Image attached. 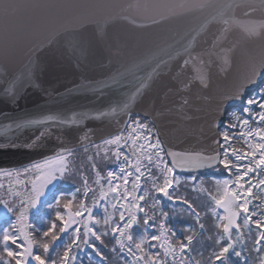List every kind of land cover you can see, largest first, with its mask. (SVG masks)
I'll return each instance as SVG.
<instances>
[{"label":"water","instance_id":"95a60500","mask_svg":"<svg viewBox=\"0 0 264 264\" xmlns=\"http://www.w3.org/2000/svg\"><path fill=\"white\" fill-rule=\"evenodd\" d=\"M3 3L16 7L7 19L0 11V144L18 146L0 148V169L23 168L61 147L79 150L101 143L125 131L134 116L151 121L165 152L212 154L226 115L264 84L262 76L218 112L221 96L233 90L252 60L264 57V35L250 38L237 24L223 21H264L261 0ZM205 4L211 7H201ZM248 5L256 11L245 16ZM48 116L59 119L16 127ZM73 117L76 123L59 122ZM41 131L39 146L24 147ZM85 132L89 140L81 141ZM218 166L175 170L194 174Z\"/></svg>","mask_w":264,"mask_h":264},{"label":"snow or ice","instance_id":"6c2138e0","mask_svg":"<svg viewBox=\"0 0 264 264\" xmlns=\"http://www.w3.org/2000/svg\"><path fill=\"white\" fill-rule=\"evenodd\" d=\"M261 5L264 6V0H261ZM15 7L16 5L11 3H3L0 5V11L7 19ZM201 7H211V5L205 4ZM255 11V7L248 5V11L244 15L250 16ZM223 23L226 26L230 23L237 24L250 38L264 35V21L249 19L241 22L235 19H225ZM188 62L185 60V65ZM230 63V59L225 57L224 65L230 66ZM221 70L223 71L224 68ZM262 76H264V57L259 62L252 60L248 72L235 81L233 90L221 96L218 112L222 114L227 101L241 98L248 86L256 83ZM199 80L204 87H208L204 76H200ZM33 86L39 87L38 84H33ZM143 86L141 84L140 87ZM136 91L139 93L140 88ZM6 92L15 99V92L12 89H7ZM134 99L135 94L130 97V101ZM124 108H128V103L124 105ZM115 111L113 109V112ZM243 113L246 114V118L233 114L235 122H229L226 130L220 132L219 138L213 139V144L218 148L212 154L165 152L158 135L153 143L151 130L139 120L132 121L126 126L127 135L121 131L102 140L100 144L84 145L85 154L89 152V146L96 149L93 155H86V160L95 173V180L92 184L98 187H93L89 183V177L77 168L75 163L77 153L73 147H61L54 155L34 161L22 169H0V177L9 178L7 193L11 197V199L0 198V205L8 213L15 215V221L10 223L9 227L4 228L0 234V245H2L0 264H69V261L75 259L70 254L72 246L79 247L80 244L91 247L98 256L102 257L94 241H100L103 244L102 237L108 235L109 231L113 234L116 245L119 246V252L132 258L125 261V264H200V261H195L187 255L193 236L188 235L186 243L173 241L172 237L175 233L165 223L168 213L161 209L157 216L156 211L157 206L162 203L160 197L167 198L169 201L180 199L175 196L174 185L180 183V178L174 174L175 168L198 170L212 167L217 163L223 165L230 175L234 169L235 179L218 180L215 194L208 192L211 204L214 205L210 207V211L216 217V228L220 230L215 241L219 245V250L214 251L212 257L219 264H230L228 259L230 254L241 257V252L235 250L236 242L242 239L244 230L251 232V225H254L257 230L254 244L258 245L254 250L262 253L259 257V264H264V211H261L259 218L254 219L257 213L249 207L252 199H260L261 203L256 207L264 208V198L254 192V189H258L259 193H264V87L259 89L256 96L246 100ZM58 119V117L48 116L42 120H27L16 124V127L44 126L49 121ZM59 122L69 124L77 121L73 117L71 120H60ZM238 125L241 130L230 134L229 129H235ZM214 126L219 127L218 117ZM7 127L10 128L11 125ZM44 135L45 131H41L24 147L39 146ZM235 139L242 142L241 148L232 145L231 142ZM80 140H89L88 132H85ZM9 146L17 147L18 145L0 144V148ZM125 148L128 151H125ZM101 152H103V157H101ZM109 154L118 162V171L110 170L104 177L98 167L97 158L108 160ZM164 155L171 157V166L165 161ZM242 161H247V163H240ZM153 169H156L161 176H156ZM22 175L27 179L21 180ZM75 175L81 177L83 198L73 208L72 201L76 199L74 193L72 199L63 204V207L67 209L66 213L57 211L56 220L49 221L50 226L37 238L36 233H40L41 230L28 222L31 210L37 208L41 198L46 195L49 186L55 181L68 179ZM191 179L195 181L197 178L192 176ZM149 182H151L150 188L146 186ZM21 184L25 185L24 189L17 190L16 185ZM29 184L30 188L27 187ZM129 185H131L130 188ZM3 188L4 184L0 183V189ZM199 190L207 191L203 187ZM80 191L78 188L77 192ZM89 198L91 205L86 202ZM55 199L56 206L59 207L64 200L63 194ZM182 203L188 206L199 223V212L187 200H183ZM96 207H103L104 216L102 218L94 215L93 209ZM109 207L112 208V212L108 211ZM219 210H222L223 214ZM57 221L60 223L58 224ZM158 221L157 234L150 235L147 229L156 227ZM101 225L102 230L97 227ZM134 227H142L144 231L139 235H134L132 232ZM199 227L203 230L204 224L199 223ZM69 229L72 230L71 243L64 245L62 256L57 254L53 257L50 252L55 250V242L61 239V233H68ZM234 234L235 241L233 240ZM153 241L157 243H152ZM157 247L162 249V252L150 251L151 248ZM112 251L116 252L117 248L113 247ZM207 264H213V260L210 259Z\"/></svg>","mask_w":264,"mask_h":264},{"label":"trees","instance_id":"16d2710c","mask_svg":"<svg viewBox=\"0 0 264 264\" xmlns=\"http://www.w3.org/2000/svg\"><path fill=\"white\" fill-rule=\"evenodd\" d=\"M264 87V85L262 86ZM261 87V88H262ZM259 90L257 92H255L252 96H256L258 94ZM249 97V98H250ZM246 105V102L243 106H241L240 108L234 109L231 112H229L226 116V120H225V124L224 126L221 128L220 132L225 131L226 130V125L229 122H235L233 120V114L237 115V116H241V117H245L246 118V114L243 113V107ZM139 120L142 124H146L148 126V129L151 130L150 135L153 137V143L155 142V137L158 135L156 128L154 127V125L147 119H144L142 117H132L129 124L132 123V121H136ZM240 127L239 125L235 128V129H229L230 134L232 133H238L240 131ZM125 135H127V131L124 132ZM232 145L235 146L236 148H241L242 147V142L239 139H235L232 142ZM94 148V147H89V149ZM81 151H83V149H81ZM125 151H128L127 148H125ZM222 151V150H221ZM164 159L165 161L168 163L169 166H171L168 162L167 156L164 155ZM240 163L246 164L247 161H242ZM113 171V172H117L118 171V162L115 160L114 165L108 167L106 169L105 175L104 177L107 176V172L108 171ZM153 172L155 173L156 176L160 177L161 174L156 170L153 169ZM174 174L175 176L180 178V183L178 185H174L175 190L177 191V188L181 187L184 184H188L190 185L191 189L204 196L207 199L208 202V207H207V213L209 214V216L214 220V223L216 225L217 220L216 217L213 216L211 214L210 211V207H213L214 205L211 204V201L209 199L208 196V192H211L213 194H215L216 192V181L218 180H226V179H235V170L233 169V173L230 175L224 168L223 165H219L217 168L207 171V172H202V173H197V174H181L178 173L174 170ZM147 175V174H146ZM251 175V174H250ZM192 176H195L197 179L195 181H193L191 179ZM4 178V177H3ZM21 180H26L27 177L25 176H21L20 177ZM247 179V178H246ZM205 180H209L210 181V185L208 186L205 182ZM161 182H162V178H161ZM103 183V181H102ZM143 183V182H142ZM23 184L21 185H16L17 190H23ZM147 187H151V182H149L147 185ZM28 188L31 187V185H27ZM98 187V186H97ZM131 187V185H129V188ZM200 187H203L204 189H207V191H200ZM80 189V186H72L69 187L68 185H65L64 183H62V185L59 188H56V191L53 192L52 195L48 196L47 198L45 197L42 201H40V203L38 204L37 208L31 210L29 216H28V222L31 223L32 225H34L35 227H39V221L41 222V224H44V222L49 223V221H55L56 220V212L60 211L61 213H66V211L63 208V204L67 202V200H71L72 199V195L75 193L76 194V198L78 196L81 195V199L83 198V194H81L80 192H77V189ZM171 191V190H170ZM176 191H175V196H176ZM254 192H256L258 195L261 196V198H264V193H259L258 189H254ZM61 194H63L64 200L62 201V203L60 204L59 207L56 206V199L55 197H60ZM80 194V195H79ZM160 199L162 200V203L160 205L157 206V208L159 210H163L164 212L168 213V217L167 220L165 221V223L167 224V226L169 228H171L173 230V232L175 233V236L172 237L173 241H177V242H187L186 241V237H182V232H181V228L174 222H170V211L176 210V209H180L181 211L187 213L190 215V217L192 218V220L197 223L195 216L192 214L191 210L188 209V206L184 203H182L183 200H173V201H169L167 198L164 197H160ZM143 203V202H141ZM149 203H151V201L149 200ZM261 203L260 199H252L251 204L249 205L250 210H255L257 215L254 217V219L259 218V215L261 213V211H264V208H259L256 207L257 205H259ZM72 204H76V199L72 201ZM147 210V208H146ZM51 211V213H49ZM109 212H112V208L109 207L108 208ZM221 214L222 210H219ZM94 215L102 218L104 216V209L103 207H96L93 209ZM143 214H141L142 216ZM117 218H118V213H117ZM15 221V215H13L12 213H10V215L5 218L3 220V222L0 223V234H2V230L4 228L9 227V224ZM50 226V224H49ZM158 226H159V221L157 222L156 227H149L148 228V233L151 234H157L158 232ZM75 227V226H73ZM100 227L102 230V225L101 226H97ZM195 227L193 224L189 225L190 228V232L192 230V228ZM251 232L244 230L243 232V236L242 239L239 242H236V247L235 250L236 251H240L241 252V257H239V261L238 263H234V264H241L242 262H246L247 263V243L250 242L252 243V249L256 255L257 258V262L256 264H259V257L262 255V253L257 252L254 250L255 247H258V245L254 244L255 238L257 236V230L255 228L254 225H251ZM71 229H69L68 233H65L61 239V241L57 244L56 247H58L59 249L54 252L53 257H56L57 254H59L60 256L63 255V251H64V245L65 244H69L71 243ZM144 231L143 228L140 227H134L132 229V232L134 235H139ZM109 231V234L106 236L102 237V240L105 242L106 240H110V244L109 247L107 248L106 246H104V243L101 244L100 241H94V243L96 244V246L100 249L101 253H102V257L98 256L96 254V252L91 248L88 247L87 250H76L78 247H76L75 245L72 246V251H71V256L75 257L74 260L69 261V264H106L108 262V260H106L103 256V252L106 251L107 249H109L110 254H116L118 256V259L120 260L121 264H125V261H128L130 259H132L131 257H128L127 255H125L124 253L119 252V246L116 245V241L115 238L113 236V234ZM233 240L235 241V234L233 236ZM152 243H157L155 241H153ZM192 243L189 246L188 249V253L187 255L190 256L191 258H194L195 261H197V258L193 255L192 253ZM116 247L117 251L113 252L112 248ZM0 249L2 250V245H0ZM161 251L162 249L157 248H151L150 251L152 252H156V251ZM217 250H219V246L217 248ZM76 251V252H75ZM126 251V250H125ZM231 251V250H230ZM237 257V256H236ZM171 259V258H169ZM213 264H219V262L214 261L213 259Z\"/></svg>","mask_w":264,"mask_h":264},{"label":"rangeland","instance_id":"374dc122","mask_svg":"<svg viewBox=\"0 0 264 264\" xmlns=\"http://www.w3.org/2000/svg\"><path fill=\"white\" fill-rule=\"evenodd\" d=\"M96 152L95 148L89 149V152L87 154L84 153V151H76V158L75 163L77 168H80L84 175L89 177V183L92 184V181L95 180V173L91 170L90 166L88 165V162L86 160V155H93ZM101 157H103V152H101ZM98 160V167L100 168L102 175H105L106 169L115 163V158L109 154L108 160H102L100 157L97 158ZM83 164V167L81 165ZM206 184L209 186L210 181L205 180ZM0 183L4 184V188L0 189V198L2 199H11V197L8 196L7 188L9 185V178L8 177H0ZM62 183L65 185H68L69 187L72 186H80L81 188V194H83V187H82V181L81 177L79 175H75L68 179H61L54 182L53 185L49 186V189L44 197L41 198V201L46 197L53 194V192L56 191V188H59ZM93 187H97V185L92 184ZM25 185L23 186L24 189ZM80 195V194H79ZM176 196L180 198V200H187L189 203L192 204V206L196 209L197 212L200 214V222L204 224V229L201 230L199 227V223H195L189 214L181 211L180 209H176L173 211H170V222L176 223L180 228L182 232V237H187L188 235L193 236L192 241V253L197 258V261H200V264H207V262L210 259H214L212 257V253L214 251H218L217 248L219 245L215 243L216 239L218 238L217 234L220 231L216 228L214 220L209 216L207 213V207L208 202L207 199L194 192L190 185L184 184L181 187L177 188ZM81 199V195L76 198V204L73 205V208L77 205V202ZM91 205V199L89 198L87 201ZM64 208V207H63ZM65 211L67 209L64 208ZM159 209L157 208L156 214L159 216ZM51 213V211L49 212ZM10 215L6 211V209L3 208L2 205H0V223L3 222L5 218H7ZM41 221V220H40ZM39 221V229L41 230L40 233H36L37 238L40 237L41 233L49 227V223L44 222V224H41ZM59 224L60 222L57 221ZM142 223V222H141ZM194 225L195 227L192 228L191 232L189 231V225ZM142 228V227H140ZM148 231V229H147ZM65 233H61L60 237L62 239L63 235ZM111 234V233H110ZM59 239L55 242L53 251L50 252V255L53 256L54 252H56L59 248L56 247L57 244L61 241ZM110 240H106L104 242V246L107 248L109 247ZM247 263L242 262L241 264H256L257 258L256 255L252 249V243L248 242L247 245ZM88 246L84 244H80L79 247L76 250H87ZM1 250V249H0ZM76 252V251H75ZM103 256L108 262L106 264H121L120 260L118 259V256L116 254H110L109 249L103 252ZM230 264L238 263L239 257H236L234 254H230L228 257ZM240 264V263H239Z\"/></svg>","mask_w":264,"mask_h":264}]
</instances>
